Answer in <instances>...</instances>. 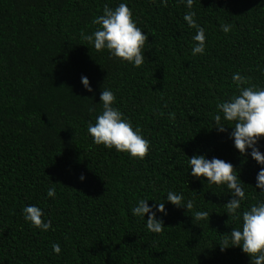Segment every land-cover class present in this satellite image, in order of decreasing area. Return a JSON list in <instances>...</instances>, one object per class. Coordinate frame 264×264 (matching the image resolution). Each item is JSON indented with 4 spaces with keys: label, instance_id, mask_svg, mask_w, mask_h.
Instances as JSON below:
<instances>
[{
    "label": "trees",
    "instance_id": "16d2710c",
    "mask_svg": "<svg viewBox=\"0 0 264 264\" xmlns=\"http://www.w3.org/2000/svg\"><path fill=\"white\" fill-rule=\"evenodd\" d=\"M119 3L148 36L141 67L80 38L105 4ZM186 11L180 0H0V264H250L239 247L220 248L238 223L224 207L230 190L192 177L188 158L231 162L248 196L242 209L259 198V166L233 147L232 125L218 133L213 117L237 92L234 73L264 87V0H195L206 31L205 54L196 56ZM222 23L232 25L228 34ZM105 88L149 140L142 160L92 142L87 126ZM52 183L55 198L47 197ZM168 190L192 199L193 210L167 203ZM140 198L166 202L161 234L131 216ZM29 204L44 209L47 232L24 220ZM197 210L209 222L193 220Z\"/></svg>",
    "mask_w": 264,
    "mask_h": 264
},
{
    "label": "clouds",
    "instance_id": "9594fccd",
    "mask_svg": "<svg viewBox=\"0 0 264 264\" xmlns=\"http://www.w3.org/2000/svg\"><path fill=\"white\" fill-rule=\"evenodd\" d=\"M156 0H153L155 3ZM168 0H159L162 6H167ZM188 11L183 20L190 29L195 30L191 37L193 56L203 55L206 50V31L195 19L196 13L192 11L195 0H180ZM92 24L96 29L91 34L80 33L81 40L91 44L97 51L107 50L110 58H115L133 67H141L145 63L143 48L148 36L139 28L133 19V13L126 3H119L115 8L107 4L103 7V13L94 16ZM232 25L222 23L220 30L228 34ZM80 82L83 89L92 93L93 88L87 76H81ZM232 82L236 85L237 92L230 98L218 102L217 113L213 117L218 133L226 132V125L231 128L229 139L233 147L241 156H250L251 160L259 166L255 176V186L258 193L255 202L242 209V204L248 199L245 184L240 180L237 171L231 162L205 155H193L188 158L190 175L194 178H203L207 184L226 186L230 190L231 199L224 205L227 215L237 221V227L232 228L230 234L222 235L221 250L227 249L229 244L239 247L241 251L250 257V264H264V153L260 149V141L264 138V87L251 84L247 77L240 73L232 75ZM247 85V86H245ZM116 97L114 93L105 88L100 94L102 110L95 117V122H89L87 132L95 145H103L107 149H115L119 153H127L130 158L142 160L150 150V142L146 139L142 130L115 107ZM93 111V109H89ZM189 172V171H188ZM86 177L81 174L80 182ZM55 183L47 189V197L55 198ZM166 202L177 208L187 210L194 208L192 199H185L182 193L168 190ZM149 199L140 198L130 207V214L145 222L150 233L161 234L165 227L158 214L167 215L166 202L154 203L151 207ZM22 215L32 227L47 232L51 227V220L43 219L44 209L36 204L23 207ZM147 216V220H145ZM207 211H194L192 218L195 221L209 222ZM53 252H61L60 245L53 244Z\"/></svg>",
    "mask_w": 264,
    "mask_h": 264
}]
</instances>
